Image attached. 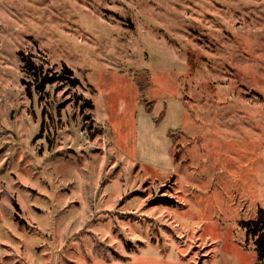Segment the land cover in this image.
<instances>
[{
  "label": "rangeland",
  "instance_id": "374dc122",
  "mask_svg": "<svg viewBox=\"0 0 264 264\" xmlns=\"http://www.w3.org/2000/svg\"><path fill=\"white\" fill-rule=\"evenodd\" d=\"M259 210L264 0H0V264H256Z\"/></svg>",
  "mask_w": 264,
  "mask_h": 264
},
{
  "label": "trees",
  "instance_id": "16d2710c",
  "mask_svg": "<svg viewBox=\"0 0 264 264\" xmlns=\"http://www.w3.org/2000/svg\"><path fill=\"white\" fill-rule=\"evenodd\" d=\"M17 56L21 64V72L24 75L21 85L25 88L28 96H31L33 90L44 94L48 86L56 85L58 91L63 89L71 91L81 86L80 80L75 77L74 72L66 64L51 65L47 60H42L40 51L36 53L20 51ZM73 101L75 105L81 103L79 106L81 111L94 109L92 102L85 100L82 96H74ZM162 117L163 114L160 120ZM87 121H90L89 116L84 117V122ZM86 130L91 131V126H88ZM98 134H101V130L95 129L89 135V139L93 140ZM172 134L173 131L169 132L168 137L171 138ZM15 207L17 208L16 205ZM241 227L245 232L246 240L253 242L256 264H264V211L259 210L254 221L244 222Z\"/></svg>",
  "mask_w": 264,
  "mask_h": 264
},
{
  "label": "crops",
  "instance_id": "0c3cea01",
  "mask_svg": "<svg viewBox=\"0 0 264 264\" xmlns=\"http://www.w3.org/2000/svg\"><path fill=\"white\" fill-rule=\"evenodd\" d=\"M176 131V130H175Z\"/></svg>",
  "mask_w": 264,
  "mask_h": 264
}]
</instances>
